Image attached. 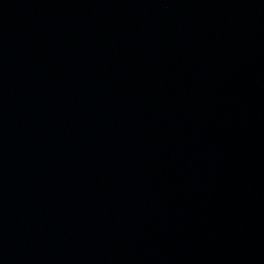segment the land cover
<instances>
[{"label":"water","instance_id":"1","mask_svg":"<svg viewBox=\"0 0 264 264\" xmlns=\"http://www.w3.org/2000/svg\"><path fill=\"white\" fill-rule=\"evenodd\" d=\"M0 264H264V0H0Z\"/></svg>","mask_w":264,"mask_h":264}]
</instances>
